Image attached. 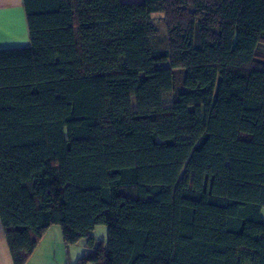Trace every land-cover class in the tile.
Instances as JSON below:
<instances>
[{
    "label": "trees",
    "instance_id": "obj_1",
    "mask_svg": "<svg viewBox=\"0 0 264 264\" xmlns=\"http://www.w3.org/2000/svg\"><path fill=\"white\" fill-rule=\"evenodd\" d=\"M22 6L29 44L0 50L12 264L54 225L86 240L74 264H264V0Z\"/></svg>",
    "mask_w": 264,
    "mask_h": 264
},
{
    "label": "crops",
    "instance_id": "obj_2",
    "mask_svg": "<svg viewBox=\"0 0 264 264\" xmlns=\"http://www.w3.org/2000/svg\"><path fill=\"white\" fill-rule=\"evenodd\" d=\"M28 44L29 38L22 0H0V50L25 47ZM41 242L34 250L27 264H45V260H41L39 257L43 254V251H38ZM64 261L61 264H71L70 258ZM0 264H12L2 234L0 235Z\"/></svg>",
    "mask_w": 264,
    "mask_h": 264
},
{
    "label": "rangeland",
    "instance_id": "obj_3",
    "mask_svg": "<svg viewBox=\"0 0 264 264\" xmlns=\"http://www.w3.org/2000/svg\"><path fill=\"white\" fill-rule=\"evenodd\" d=\"M122 1L130 2L134 0ZM162 17L163 15L161 12H156L152 15L153 23L157 29V35L153 39V44L157 48H164L166 44V31L164 28V22L162 21ZM167 99L170 100V97H167ZM0 233L3 236L2 231ZM90 234L96 239L95 245L98 244L99 241H102L103 243L106 241V227L103 225L96 226L90 232ZM43 239L44 240L41 242L38 251H43L42 256L40 255L39 257L41 260H45V264H61V262H63L64 260L66 261V259L68 258L71 259V264H74L77 258H80L88 251L85 248V239H81L77 242L76 245L70 246L65 249L61 240L60 228L56 225L52 226L47 231Z\"/></svg>",
    "mask_w": 264,
    "mask_h": 264
}]
</instances>
